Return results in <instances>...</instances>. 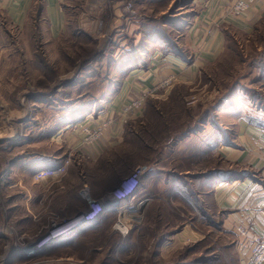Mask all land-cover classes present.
<instances>
[{
  "label": "rangeland",
  "instance_id": "obj_1",
  "mask_svg": "<svg viewBox=\"0 0 264 264\" xmlns=\"http://www.w3.org/2000/svg\"><path fill=\"white\" fill-rule=\"evenodd\" d=\"M85 1L64 0L65 7L69 5L66 17L71 19L70 23L75 22L73 18L77 20L76 14L85 8ZM104 1L102 10L92 11L93 39L67 30L58 39H45L43 35L46 32L41 36L39 28L43 22L38 23L34 18V5L25 30L20 33L12 31V35L8 38L5 35V39L1 40L6 47L0 52V264H176L199 258L206 250L210 255L219 252L228 264H235L229 247L232 236L212 233L210 229H205L209 223L203 229V224L191 221L194 215L179 200L157 197L161 189L154 185L153 177L159 172L185 177L187 170L189 175L212 165L223 166L217 159L206 155L197 163L185 158L187 153L207 151V140L214 130L208 122L202 125L207 131H203L201 137L196 133L185 138V127L198 122L206 109L217 106L218 96L229 94L232 90L230 99L223 105L238 98L247 103L244 94L249 92L258 93L264 99V80L260 78V69L264 67V13L252 18L251 22L249 11L253 4L248 12L237 13L225 0H219L229 7L231 16L250 20L249 30L236 32L234 43L224 42L217 59L211 66L202 69L196 80L190 84L173 85L172 89L182 86L175 88L169 99V93L164 92L167 96L162 93V98L155 99V108L149 105L147 109V98L150 96L144 97L142 105L135 110L140 114L138 122L129 120L123 124L124 133L119 135L120 142L103 146V142L108 140L105 134L95 145L80 147L78 143L83 139L84 125H71L59 132L53 126L56 120L71 119L75 111L59 110L54 117L48 106L61 108L66 100L74 104L77 95L82 94L83 100H78L76 104L80 107L85 104L82 101L89 102L93 97L99 98L106 93V83L116 71L112 57L116 52L125 51V47L122 48L124 40L130 43L133 39L130 38L132 32L122 28L126 29L127 25L135 22L139 11L147 15L155 11L154 16L158 17L159 12L170 15V12L176 11L179 15L200 7L189 5V9H179L181 4L175 6L176 0H171L168 4L155 3L137 8L136 0H132L130 14L120 16L118 11L128 4L122 3V0ZM129 1L125 0L126 3ZM209 34L207 31L206 35ZM89 55L93 57L90 59ZM141 95L130 98L121 108ZM241 100L238 102L240 106ZM36 105L39 106L37 110ZM217 111L218 108L216 114ZM215 121L219 123L217 116ZM94 146L100 148L101 154L91 158L86 149H93ZM75 147L82 148L81 151L89 157L73 152ZM22 158L24 164L31 165L38 160L58 161L59 164L54 166L56 169L63 166L67 159L69 164L62 170L60 181L52 184L48 181L42 190L35 186L33 182L36 181L30 179L25 169L10 170V165ZM140 167L152 168V173L134 178ZM159 174L158 180L163 186L166 177ZM112 175L118 178L110 184L109 177ZM145 179L149 183L146 188L143 187ZM121 205H125L123 209L129 212H120L117 208ZM207 209L210 210L204 208L205 211ZM119 213L131 215V221L126 219L129 232L125 237L114 229ZM100 214L107 217L99 231L84 233L73 247L37 255L48 245L43 243L50 231L59 226L70 227L86 218L79 229L68 235L75 234L95 222ZM189 222L200 226L197 232L202 235L201 240L185 245L197 246L192 253L178 259L183 257L180 253L182 248L167 256L161 253L153 256V245L164 233L179 230ZM130 234L135 246L127 248L128 252H125L126 246L125 250H120L119 246L109 257L111 242L118 237L127 241ZM139 237L143 251L138 244ZM36 246L38 249L33 251ZM23 254L29 257L24 258Z\"/></svg>",
  "mask_w": 264,
  "mask_h": 264
},
{
  "label": "crops",
  "instance_id": "obj_2",
  "mask_svg": "<svg viewBox=\"0 0 264 264\" xmlns=\"http://www.w3.org/2000/svg\"><path fill=\"white\" fill-rule=\"evenodd\" d=\"M104 4V0H86L85 8L76 14L77 20L73 18L72 20L75 22L70 23L71 19L66 17V7L68 8L69 5L67 4L65 7L64 0H42L41 21L43 24H41V27L39 25L40 31H42L40 34L42 36L43 32H46L43 37L54 40L58 39L67 30L93 39V32H91L93 24L92 11L102 10ZM34 5L33 0H0V52L2 48L6 47L1 41L5 39V35L8 38L12 35V31L20 33V31L25 30ZM190 5L193 7L200 5V7L196 9L197 13L189 20V26L181 31L177 41L181 47L186 48L185 50L192 59L191 63L172 54L164 55L154 44L147 42L143 44L141 50H137L138 52L134 50L140 45L142 39L138 33V20L143 19L144 14L139 11L136 13L135 22L127 25L126 29L121 27L125 31L132 32L130 38L133 39L130 43L124 40L122 48L125 47V51L116 52L112 57L116 71L114 72L115 75L109 78L108 83H106L104 88L106 93L99 98L93 97L92 101H82L85 104H81L80 107H77L76 104L78 100H83L84 95L82 94L77 95L74 104H70L66 100L61 108L48 106L49 110L54 113V117L59 110L75 111L71 119L68 117L65 120H60V122L56 120V123L53 124L55 126L54 130L59 132L71 125L83 124L91 112L96 109H104L116 118V122L106 133L105 137L108 140L103 142V146L107 147L120 142L119 135L124 133V128L123 124L119 122V112L125 102L130 98H135L144 90L155 88L154 90H157V92L152 94L150 98L160 99L162 93L164 95L170 93L173 85L177 83L190 84L191 81L198 78L200 69L208 63L214 62L222 52L224 36L221 26H230L238 31L246 32L249 30V21L252 22V18L264 13V0H258L252 5L249 11L250 20H242L231 16L228 11L229 7L219 0H193ZM135 6L137 7L138 4ZM207 28L209 29L206 30ZM207 31L210 32L209 35H206ZM124 38L126 39V36ZM135 60L138 61L136 66L134 65ZM129 62H132V65ZM128 64L129 68L121 69V67ZM238 99L217 107L216 114L220 125L227 130L231 141L236 146L231 147L224 144L222 137L213 131L210 139L207 140L209 142H207L209 147L207 151L195 152L193 157L187 156V153L185 158L197 163L200 158L202 160V157L206 155L210 159L215 158L225 164L227 173L238 167L240 170H248L252 174L248 177L228 179H219L214 176L197 180L198 182L195 184L196 188L200 187L198 192L199 196L202 197V202H205V207L211 210H208L207 213L215 220L214 224H210L205 229H210L212 233L232 236L229 247L235 264H248L255 236L264 237V130L249 124L243 118L242 114L248 106L244 100H241L242 106H240ZM43 104L48 105L47 102ZM34 107L36 110L39 109L37 105ZM139 118L138 114L130 120L135 121ZM205 131H207V128H205ZM204 132L199 133L200 136L198 137H201ZM77 149L75 147L72 150L75 153H88L91 158H96L101 154L100 148L96 146L89 149L90 151L86 149L87 153L81 151L82 148ZM56 159L59 160L60 158ZM23 161L22 158L16 160L15 163L13 162L10 165L13 167H11V171L25 169L30 179H33L35 172L56 169L54 166L59 164L58 161L56 163L38 160L31 165L27 162L24 164ZM36 165L38 166L36 167ZM215 166L212 165L210 168L201 169L195 173L204 174L209 169L213 170ZM188 173L189 170L185 172V175H192L191 173L188 175ZM59 178H49L44 180L46 182H39L40 184L33 183H36L35 186L37 185L39 189L43 190L48 181H51V184L57 183L61 180ZM166 182L164 188L167 186ZM189 223L188 225H182L179 230L164 233L161 237L162 241L158 248V254L161 253V255L167 256L174 253L176 249H182L188 243L201 240L202 235L197 232L200 226L196 227L194 225L196 222L194 224ZM205 224L201 225L203 229ZM215 225H219V227L216 228Z\"/></svg>",
  "mask_w": 264,
  "mask_h": 264
},
{
  "label": "trees",
  "instance_id": "obj_3",
  "mask_svg": "<svg viewBox=\"0 0 264 264\" xmlns=\"http://www.w3.org/2000/svg\"><path fill=\"white\" fill-rule=\"evenodd\" d=\"M171 0H136V4L139 6H143V4L147 6H152V4L158 3V4H168ZM193 0H176L175 6L183 7L184 9L188 8V6L192 3ZM35 6V20L38 21V23L42 20V0H33ZM178 9V10H179ZM189 9V8H188ZM154 11V10H153ZM155 12V11H154ZM153 14L147 15L144 14V18L138 20L139 24V30L138 33L141 36V43L140 45L135 48L134 50H141L143 47V44L145 42L154 44L156 48H158L161 53L164 55L167 54H172L175 55L183 60H185L188 63L192 62V59L190 58L189 54L187 53L186 50H183L181 46L178 44L177 38L178 35L181 34V31L189 26V20L194 16V14L197 13V10L191 11L187 14H176V11H172L169 14L173 15H167V14H161L162 12H159L160 16L156 17ZM180 13V12H179ZM221 31L224 36V42H230L234 43V34L236 32H239L236 29H233L230 26H221ZM75 35H78L74 33ZM142 44V45H141ZM146 48V47H145ZM143 48V49H145ZM138 52V51H137ZM93 56L89 55L88 58H92ZM87 62V61H86ZM84 62V63H86ZM132 62H129V64ZM136 63L138 64V61H134V65L136 66ZM128 65H125L124 67H121V69L129 68ZM213 64L208 63L204 67L200 69V74L202 69L205 67H209ZM113 74V73H112ZM260 78L261 81L264 80V67L263 69H260ZM180 86H175L169 93L167 99H169L173 95V91L175 88H179ZM233 91V90H232ZM231 91V92H232ZM230 92V93H231ZM225 94V95H220L216 98V107H211L206 109V111L203 112V114L200 116V119L198 122H192L191 124H188L187 127H185V138H189L193 136V134L196 133H201L204 131V127L202 126L205 123H210L211 126L213 127V131L217 135H220L222 137V142L228 146L235 147L236 144L233 143L230 139V136L228 135L227 130H225L220 123L215 121L216 119V108L219 107L224 103V101H227L230 99L231 94ZM260 94H254V93H245L244 97L247 98L248 102L245 104L248 106L245 112H243L242 116L243 118L251 125L257 126L261 129L264 130V99L260 97ZM147 109L149 108V105H152V107L155 108L154 103L156 102L155 99L147 98ZM214 110V111H213ZM139 120V119H138ZM133 122V121H132ZM135 122H138L135 120ZM133 122V123H135ZM197 123V124H196ZM195 153V151H194ZM194 153H190L188 156H195ZM190 157V158H192ZM189 159V158H187ZM223 164V163H222ZM228 171H225V164L223 166H215L213 170L209 169L207 172L204 174H196L191 173L192 175L189 176H182V175H177L174 173H162L159 172L163 175L166 176L165 182L167 183V186L164 188V185L161 186L160 181L158 180L160 178V174L156 173L155 176L153 177L154 179V185L161 190H158L157 192V197L166 199V200H179V202L187 209V211L192 212L194 215L192 218H190L191 221L197 222L199 225L204 224V223H209V224H214L215 220L213 217H211L207 212L208 209L205 211V202H202V197L199 196L198 188L200 187H195V184L198 182L197 180L200 179H207V178H212V177H217L219 179H228L232 177H248L252 175L248 170H240L238 167H235L232 169V172L227 173ZM111 178V179H110ZM118 178V177H117ZM117 178L115 175H112L109 177V183L113 184L115 180L117 181ZM148 178V176H147ZM188 178V179H187ZM146 180V184L143 185L144 188H146L149 183L148 180ZM117 184V183H116ZM155 192V191H154ZM107 216L102 214L95 222L85 226L81 230L77 231V233L72 234V235H66L62 237L61 239L57 240L56 242L52 244H48L46 247H44L42 250L37 252L38 254H46V253H52L56 250H59L60 248H65V247H73L79 242V238L81 235L84 233H94L99 231L104 224V220L106 219ZM151 217V216H150ZM216 228L219 227V225H215ZM162 239V238H161ZM158 240L154 245H153V256H155V253L158 254V248L161 244L162 240ZM108 240H110L108 238ZM138 244L143 251L144 246L141 242V237L138 238ZM111 242V240H110ZM124 242V243H121ZM127 242V244H125ZM121 247L120 250L124 249L126 246V251L127 248L129 247H134L135 246V241L134 238L131 236V234L127 237V241H122L119 237L111 242V245L108 251V256L110 257L116 248ZM147 247V246H146ZM195 246H185L183 247V251L180 253H183V257H179L178 259H183L186 257L188 254L192 253L194 251ZM210 248V247H208ZM125 250V249H124ZM122 252V251H121ZM209 251L206 250L201 257L199 258H194V260L190 262H181V263H176V264H228V262L223 259L222 256H219V252H215V254H207ZM24 255V254H23ZM29 256H25L24 258H28Z\"/></svg>",
  "mask_w": 264,
  "mask_h": 264
},
{
  "label": "built area",
  "instance_id": "obj_4",
  "mask_svg": "<svg viewBox=\"0 0 264 264\" xmlns=\"http://www.w3.org/2000/svg\"><path fill=\"white\" fill-rule=\"evenodd\" d=\"M227 3L230 4L231 8L237 12V13H244L245 11H249V8L251 4H254L255 0H225ZM130 3H126L125 0H122V3L128 4L126 6H123V8H120L121 10L118 11V14L120 16H123V14L127 13L130 14V10L132 9V0L129 1ZM118 23H120L118 21ZM163 86V85H161ZM160 86V87H161ZM155 89V88H154ZM144 90L141 94V97L138 99H134L129 104H126L124 107L121 108L119 112V122L121 124H124L126 121H129L133 116L138 115L139 113H135V110L138 109L139 105H142L144 97L151 96L152 94H155L157 90ZM95 111V112H94ZM93 114H89L86 117V121L82 125V134L83 139L78 143V146L80 147H89L95 145L100 138H102L110 129L111 126H113L116 122V118L113 117V115L109 114L106 110H94ZM140 115V114H139ZM81 125V126H82ZM76 146V147H78ZM69 164V159H67L63 166L57 169H47V170H41L37 171L33 175V180L36 182H42L44 180H47L49 178H59L62 175V170L67 167ZM153 169H144L143 167L137 168L136 174L134 175V178H138L140 175L144 176L145 173H152ZM141 176V177H142ZM140 177V178H141ZM133 195V194H132ZM132 198V197H131ZM133 199V198H132ZM133 201V200H131ZM125 208V205L120 206V208ZM128 209H124L123 213H128ZM119 213L118 220H123L124 226L127 227L126 219L129 218L131 221V215H121ZM86 221V218L80 220V222L76 224L70 225V227H63L59 226L53 231H50L48 233V238L43 244H52L56 242L59 238L64 237L65 235H68L72 233L74 230L79 229ZM117 223L114 226V229L120 233V231L116 228ZM128 230L125 233L123 237H125L128 234ZM121 234V233H120ZM38 246H36L33 251H35ZM31 250V252H32ZM248 264H264V237H261L259 235L255 236L253 240V244L250 250L249 258H248Z\"/></svg>",
  "mask_w": 264,
  "mask_h": 264
},
{
  "label": "bare ground",
  "instance_id": "obj_5",
  "mask_svg": "<svg viewBox=\"0 0 264 264\" xmlns=\"http://www.w3.org/2000/svg\"><path fill=\"white\" fill-rule=\"evenodd\" d=\"M246 12V11H245ZM11 170V169H10ZM141 177V175L138 177V179ZM135 182H137V181H135ZM137 186V185H136ZM134 192V191H133ZM131 197V196H130ZM113 205V204H112ZM122 206V205H121ZM117 209H119V211L121 212L122 210H124L123 209V207L122 208H120L119 206H118V208ZM118 211V210H117ZM123 213V212H122ZM100 216H101V214H100ZM124 223H123V220H118V223H117V229L120 231V233H121V235H125V233L127 232V229H126V227L123 225ZM66 236V235H65Z\"/></svg>",
  "mask_w": 264,
  "mask_h": 264
}]
</instances>
